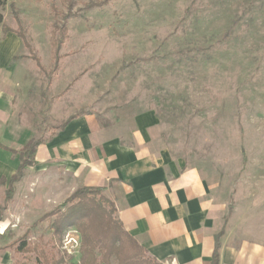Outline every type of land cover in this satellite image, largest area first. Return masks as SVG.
I'll list each match as a JSON object with an SVG mask.
<instances>
[{"label":"rangeland","instance_id":"1","mask_svg":"<svg viewBox=\"0 0 264 264\" xmlns=\"http://www.w3.org/2000/svg\"><path fill=\"white\" fill-rule=\"evenodd\" d=\"M11 1L1 25L25 39L15 103L34 139H52L69 116L140 131L152 155L208 185L225 222L264 218V0ZM62 177L35 165L9 201L0 187V264H34L41 250L79 262L76 229L56 245L54 218L39 221L81 189Z\"/></svg>","mask_w":264,"mask_h":264},{"label":"crops","instance_id":"2","mask_svg":"<svg viewBox=\"0 0 264 264\" xmlns=\"http://www.w3.org/2000/svg\"><path fill=\"white\" fill-rule=\"evenodd\" d=\"M21 46L14 29L3 31L0 24V187L6 189L19 165L15 151L34 139L16 114ZM135 123L140 127V119ZM60 126L37 147L36 166L55 165L74 191L102 189L115 218L148 258L157 264H212L222 233L218 264H264V218L234 214L225 222L208 185L166 153L152 155L143 133L113 134L91 116H69Z\"/></svg>","mask_w":264,"mask_h":264},{"label":"trees","instance_id":"3","mask_svg":"<svg viewBox=\"0 0 264 264\" xmlns=\"http://www.w3.org/2000/svg\"><path fill=\"white\" fill-rule=\"evenodd\" d=\"M5 4L6 0H0V7ZM2 20L0 15V24ZM17 35L25 43L23 36L18 33ZM61 129L63 126L57 128V130ZM41 144L42 140L32 139L18 154V169L8 181L7 201L12 196L14 185L22 180L25 170L35 167L36 149ZM2 183L5 184V180H2ZM65 206H68L66 210H54L44 215L39 221L54 218L50 229L56 245L61 243V238L68 228L76 229L80 235V260L77 264H111L112 256H115L116 264H157L148 258L145 251L124 231L122 224L114 216L116 210L113 203L103 196L102 189L81 188L65 201L62 207ZM221 235L222 233L216 237L212 264H218ZM23 247L24 244H21L16 251H21ZM36 259L34 264H65L63 256L48 255L42 250L39 251ZM13 264L28 263L15 261Z\"/></svg>","mask_w":264,"mask_h":264}]
</instances>
